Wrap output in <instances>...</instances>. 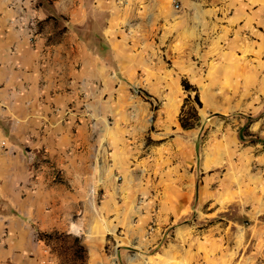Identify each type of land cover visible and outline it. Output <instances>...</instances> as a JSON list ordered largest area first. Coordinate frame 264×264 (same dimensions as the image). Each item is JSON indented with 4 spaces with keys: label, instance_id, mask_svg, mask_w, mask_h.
<instances>
[{
    "label": "rangeland",
    "instance_id": "rangeland-1",
    "mask_svg": "<svg viewBox=\"0 0 264 264\" xmlns=\"http://www.w3.org/2000/svg\"><path fill=\"white\" fill-rule=\"evenodd\" d=\"M127 1L135 20L126 26L149 31L153 69L133 71L117 105L131 113L146 105L151 114L141 138L125 134L131 145L143 144L141 169L147 172L116 175L113 215L79 217L78 224L118 228L116 240L104 238L101 264H158L163 245L169 264H264V144L255 140L264 139V53L262 59L256 54L259 44L248 38L252 27H242L239 14L255 0ZM183 52L193 71L184 69ZM179 76L185 77L179 82ZM182 80L196 87L201 106ZM121 123L122 135L127 127L139 128ZM138 151L125 159L136 162ZM36 159L29 162L34 168L44 160ZM75 228L47 235L56 264L87 261L83 234ZM117 242L124 254L115 253Z\"/></svg>",
    "mask_w": 264,
    "mask_h": 264
},
{
    "label": "crops",
    "instance_id": "crops-1",
    "mask_svg": "<svg viewBox=\"0 0 264 264\" xmlns=\"http://www.w3.org/2000/svg\"><path fill=\"white\" fill-rule=\"evenodd\" d=\"M258 2L239 14L242 27H252L248 38L259 44L254 48L262 59L264 4ZM133 13L127 0H0V264H56L47 236L54 231L67 235L77 227L88 250L84 264H101L104 238L116 240L117 227L78 223L87 215H113L116 175L147 172L143 144L131 145L125 134L141 138L151 114L146 105L137 113L117 105L133 71L153 69L149 31L126 26ZM29 18L37 23L32 33L20 26ZM180 55L181 66L193 71L188 54ZM122 121L139 128L122 135ZM136 151V162L125 159ZM26 153L44 160L34 168ZM120 244L112 243L116 254H124ZM168 250L159 248L158 264H169Z\"/></svg>",
    "mask_w": 264,
    "mask_h": 264
},
{
    "label": "built area",
    "instance_id": "built-area-1",
    "mask_svg": "<svg viewBox=\"0 0 264 264\" xmlns=\"http://www.w3.org/2000/svg\"><path fill=\"white\" fill-rule=\"evenodd\" d=\"M175 7L177 8L178 5L175 4ZM36 25H37V23H36V21H35L34 18H29V19L27 20L26 23H20V26H21L22 28L27 27V28L30 30L29 33H32V32L34 31ZM4 148H5V147H4V143H3L2 141H0V152H1ZM28 159H29V161H30L31 163H33V162H37V159H36V156H35V155H30V154H28Z\"/></svg>",
    "mask_w": 264,
    "mask_h": 264
},
{
    "label": "trees",
    "instance_id": "trees-1",
    "mask_svg": "<svg viewBox=\"0 0 264 264\" xmlns=\"http://www.w3.org/2000/svg\"><path fill=\"white\" fill-rule=\"evenodd\" d=\"M182 85H183L184 89L192 90L193 92H195L194 101L198 104V106H201V102L199 100L198 93L196 92V87H194L193 85L188 83V81H186V80H182ZM179 122L183 128H190L189 126H187V124L184 123V119L182 117H180ZM255 140L264 144V139H255Z\"/></svg>",
    "mask_w": 264,
    "mask_h": 264
}]
</instances>
